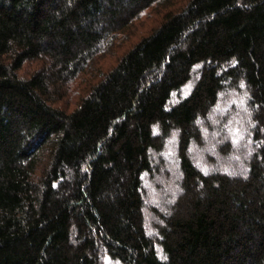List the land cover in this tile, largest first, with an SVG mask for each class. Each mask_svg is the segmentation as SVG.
I'll use <instances>...</instances> for the list:
<instances>
[{"label":"trees","instance_id":"obj_1","mask_svg":"<svg viewBox=\"0 0 264 264\" xmlns=\"http://www.w3.org/2000/svg\"><path fill=\"white\" fill-rule=\"evenodd\" d=\"M0 264H264V0H0Z\"/></svg>","mask_w":264,"mask_h":264},{"label":"rangeland","instance_id":"obj_2","mask_svg":"<svg viewBox=\"0 0 264 264\" xmlns=\"http://www.w3.org/2000/svg\"><path fill=\"white\" fill-rule=\"evenodd\" d=\"M140 21V22H139ZM155 19L154 17L153 18H146L144 16L140 17V19L138 21H136V23L134 24L133 26V43L135 41H137L138 37L143 34V33H146V31L155 23ZM137 27V28H136ZM124 44V45H123ZM116 51L118 52L117 55H107L105 58L101 59V63H102V67L105 69V67H107L108 65H111L113 63L116 62V60L118 59V55L119 53L124 49V47L126 45H128L127 41H123L122 43L120 42H116ZM113 51V49H112ZM79 87H80V84L79 82L75 83L73 85V87L71 88V97L65 101H63V104H67L68 107H70L71 109L77 104V100H78V97L80 96V92H79ZM66 105V106H67ZM205 150L206 151H212L211 150V146L209 144H206L205 146ZM163 172H168L170 173L172 176L175 175V167L173 168V163H169V162H165L163 163ZM156 183L158 184L159 182H161L159 179L155 180ZM173 197L174 195L171 194ZM149 199H148V202H147V207L148 206H151L152 203L154 202L153 199H166V197H163V196H158L157 198L156 197H152L151 195L148 196ZM168 199V198H167ZM156 201V200H155ZM148 210V209H147ZM149 213V210L147 211Z\"/></svg>","mask_w":264,"mask_h":264}]
</instances>
